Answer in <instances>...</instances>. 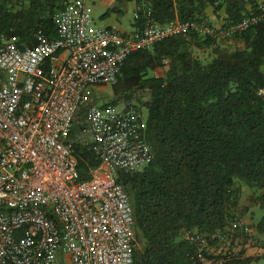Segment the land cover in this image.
<instances>
[{"label": "built area", "instance_id": "1", "mask_svg": "<svg viewBox=\"0 0 264 264\" xmlns=\"http://www.w3.org/2000/svg\"><path fill=\"white\" fill-rule=\"evenodd\" d=\"M62 5L53 16L55 38L40 29L33 46L0 44V264H135L133 208L117 172H137L154 158L146 118L135 104L98 105L84 94L115 85L132 52L163 39L242 34L264 22V0L219 28L202 16L162 24L138 5L135 16L144 21L137 33L99 26L86 0ZM76 143L101 159L86 179ZM227 230L252 239L236 217L225 231L185 237L201 252L210 239L231 242Z\"/></svg>", "mask_w": 264, "mask_h": 264}, {"label": "trees", "instance_id": "2", "mask_svg": "<svg viewBox=\"0 0 264 264\" xmlns=\"http://www.w3.org/2000/svg\"><path fill=\"white\" fill-rule=\"evenodd\" d=\"M135 1L150 7L162 24L206 18L208 6L215 13L225 10L226 24L240 20L258 2ZM62 6L59 0H0V44L12 40L21 48L33 46L40 29L55 38L53 16ZM143 21L140 13L136 24L142 27ZM234 38L243 47L229 50L213 37L190 32L136 50L121 66L113 85L114 98L104 103L118 105L146 96L145 132L154 160L142 172H117L133 208L135 264L253 261L231 253L221 258L207 255L182 236L187 229L210 235L225 231L235 218L232 208L237 203L238 180L262 191L263 216L256 228L264 235V95H259L264 89V22ZM195 48H213L214 56L203 60ZM158 69L159 75L155 73ZM80 127L77 123L73 133ZM74 150L86 179L101 159L88 145L76 143ZM226 232L232 244L235 234ZM219 242L218 237L209 240L213 245Z\"/></svg>", "mask_w": 264, "mask_h": 264}, {"label": "rangeland", "instance_id": "3", "mask_svg": "<svg viewBox=\"0 0 264 264\" xmlns=\"http://www.w3.org/2000/svg\"><path fill=\"white\" fill-rule=\"evenodd\" d=\"M62 2V0H59ZM86 3L89 5V8H91L92 15L94 16L97 24H104L102 22L103 20L108 19L107 21L116 23L121 28L125 29L126 31H129L132 28V23L134 22V2L132 0H86ZM219 44H223L224 40H218ZM226 48V47H224ZM194 53L199 56L203 60H209L214 56V49L213 48H206V49H194ZM157 75L161 74L159 69L155 71ZM84 97L89 102H95L98 105H103L106 102H110L114 98L113 96V85H107L103 87H91L89 88L85 94ZM144 100H146V96H142V100L139 101L137 98L133 99L130 103L128 102H120L118 105H127V104H136L138 105L142 111L144 112L145 118L147 119L148 111L147 108L143 105ZM146 164L143 168H141L137 172L144 171L152 162ZM238 183H243V191L240 190L239 193H237V199L239 201H242L245 196L247 197L246 193H250L249 201L252 199L250 198L251 195L255 196L256 203H258L260 206L255 207L256 211L251 209L250 206H245L243 212H245V217L253 218L254 223H258L263 215V209L261 208V200H260V194L261 190L257 188L250 187L248 184H246L244 181L238 180ZM240 188V185L238 186ZM249 190V191H248ZM244 200V199H243ZM251 204V203H250ZM256 205V204H255ZM256 212H258L257 217L255 218ZM232 213L236 217V206H233ZM188 231L196 232V229L193 230H184L182 233V236L184 239H186V234ZM198 232V231H197ZM233 244V243H232ZM232 244L230 240H223L222 242H219L218 244H211L209 243L206 247L203 248V250L206 252L207 255L213 254L216 258H221L223 255L226 254H235L234 249L232 248ZM201 252H204V251ZM203 254V253H202ZM212 260H205V264H211Z\"/></svg>", "mask_w": 264, "mask_h": 264}, {"label": "crops", "instance_id": "4", "mask_svg": "<svg viewBox=\"0 0 264 264\" xmlns=\"http://www.w3.org/2000/svg\"><path fill=\"white\" fill-rule=\"evenodd\" d=\"M132 1L135 4V6H134V22L132 23V28L129 31H126L125 29L121 28L115 22L112 23V22L107 21L108 19L102 21V22H104V24H98V25L102 26V27L117 29L121 32H127V33L139 32L140 26L136 24V16H135L136 10L138 7V3L135 0H132ZM260 1H263V0H258L257 3H259ZM86 5L88 7V10H89V13H90L92 19L96 23V20H95L94 16L92 15L91 8H89V5L87 3H86ZM251 8H252V6L248 5V10H251ZM205 17H206V20H208V22L211 23V25H213L216 28H219V27L224 25L227 14H226L225 10H220L219 12L215 13V11L213 10V7L208 6L206 8ZM220 40H224V43L222 44V46L226 47L229 50L236 49L237 47H243V43H241V41H239L238 39H235V38H231V39L221 38ZM236 185H237V187L240 185V188L238 187L239 192H240V190L243 191V189H242L243 183L242 182H240V183L237 182ZM246 195H247V197L245 196V198H243L244 200L242 199V201H239V199L236 198V201H237V203L235 205L236 206V218L242 223L243 227L248 226L251 228L252 239L250 241L248 239L249 236L242 233L241 230H235V237L233 240L232 248L235 251V255H240L242 258H253V261L250 264H262V263H264V245H263L264 235L260 234L257 231V228H256L257 223L253 222V218H250V217L246 218L245 212H243L245 206H250L251 209L254 208V210H255L256 209L255 207H258L260 205L258 203H256L255 196L251 195L250 198H252V199L249 201L248 195L250 196V193H248V194L246 193ZM257 214H258V212H256L255 218L257 217Z\"/></svg>", "mask_w": 264, "mask_h": 264}]
</instances>
